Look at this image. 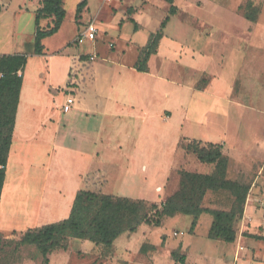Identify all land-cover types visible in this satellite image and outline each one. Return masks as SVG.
I'll return each instance as SVG.
<instances>
[{
    "label": "rangeland",
    "instance_id": "1",
    "mask_svg": "<svg viewBox=\"0 0 264 264\" xmlns=\"http://www.w3.org/2000/svg\"><path fill=\"white\" fill-rule=\"evenodd\" d=\"M81 1L62 0L63 21L54 34L45 37L42 41L44 51H54V67L49 70L46 66H42L41 62L31 61L35 57L31 54L35 24L34 8L38 0H0V54L21 53L28 59L24 68L25 85L20 107V128L16 130L15 140L22 142L23 139H27L28 146L24 149L33 152L28 156L26 153L25 158L20 157L15 154V148L20 143L13 145V153L5 172L7 180L3 204L6 209L3 208L2 220L13 211H8L10 207L8 205L17 197L14 195L13 187L18 173H25L26 163L28 167L31 164L36 166L33 171L37 174L34 179L37 189L33 190L60 187L65 182V178L58 177V166L66 168L72 184L75 182L81 184L85 176L84 170L90 166L88 160L94 148L102 150L107 140L116 141L127 137L140 142L137 149H142L144 153L149 152L137 157L142 159L149 156L148 161L142 162L147 169L133 173L130 169L121 188L118 187L121 182H118V185L114 184L110 172L109 185H104V193L118 191V195L144 198L146 203L161 202L167 194L178 187L179 169H196L201 172L205 170L204 167L209 166L195 161L198 164L196 167L190 162L193 154L186 153L178 147V153H175L174 149L178 134L197 137L203 135L200 133L204 129L209 130L212 136H222L224 133L228 135V138L223 136L224 140H227L232 149L231 153L235 154L236 152L244 154L245 151L241 148L248 144L249 140L253 141V161L249 162L248 157H244L238 163L232 161L228 169L230 179L248 183L251 188L255 182L254 177L258 175L261 167L264 175V0H175L174 4L183 10L178 9L175 15L176 21H173L174 16L171 17V21L163 28L165 36L161 42L160 53L149 63L152 71L176 80L183 77L189 81V84L199 88H207L221 77L222 81H225L226 99L231 103L228 105L222 102L221 108H225L224 115L216 113L213 107H209L211 99L198 98V93H191L185 89V86L182 89L179 85L145 77L141 92L146 96L150 116L142 115L134 118H127L126 115L90 116L88 119L75 114L73 109L69 112L61 111L66 91L70 92V89H64L66 68L70 61L68 52L90 51L94 52L96 62L102 61L103 64H108L104 62V58L114 61H111L112 65H116L115 75L112 77L110 102L114 98V91L124 98L125 91L129 90L132 81L136 80L126 66L123 67L116 61L128 65L135 64L140 47L130 45L128 39L130 38L133 43H141L151 32L157 30L167 13V4L163 0H86V3L78 8ZM247 1H251L255 11L254 21L245 18L244 13L248 11L245 6ZM135 12L138 14L134 16ZM133 16L140 22L142 28L132 35L131 30L139 28L137 23L135 26ZM52 19L53 17L41 19L39 24L43 28L51 26ZM89 21H93L98 28L95 42L86 40L81 44L73 43L77 33ZM182 44L185 45L181 47ZM179 49H185V54H182L180 61H177L176 55L182 53V50L178 51ZM193 49H199L200 53L191 57ZM164 58H167L166 64L162 63L165 61ZM175 93L182 96L184 103L188 104L189 101L196 103H191L192 111L188 115L183 114L182 126L179 125L182 114L174 110L172 120L166 124V128L159 129V121L150 119L151 115L153 117L155 105L168 98L164 95L172 96ZM72 95L75 96V92ZM130 109L128 107V111ZM86 122L87 125L92 126V129L88 128L85 132L86 137L80 138L79 132H82L81 127ZM63 123L72 125V134L68 133L69 135H65L62 139ZM38 124L40 127L29 140L32 127ZM24 133L28 134V137ZM235 135L240 136L245 145L238 148L236 142L231 144L230 141ZM59 139L62 142H57ZM235 139L237 140L238 137ZM111 152L108 154L112 155ZM115 156L120 158L117 154L111 157ZM27 169L31 171L30 168ZM165 176L168 178L162 187ZM156 185L162 188L158 190V187L155 188ZM19 195L21 200V194ZM246 197H249L251 218L247 219V225L242 226L241 220L236 224V236L232 242L221 240L222 245L218 247L224 246V250L216 247L218 243L206 236L205 218L212 219V216L208 212H203L195 219L185 214L164 216L158 226L149 225L151 227L149 233H143L146 228L149 229L146 224L129 239L126 237L129 232L123 233L113 241L114 245L112 243L109 247L95 245L85 240L70 239L69 249L63 251L54 248L45 257L49 259L51 253L52 264H132V262L134 264H178L179 262L225 264L224 259L220 257L223 250L225 258L230 257L234 261L238 258L239 261L252 263L259 261L264 264V183L258 184L253 191L248 190ZM202 204L209 208L228 209L231 198L227 191H221L205 196ZM21 206L22 204L19 207ZM152 213L153 210H150L149 214ZM204 213V217L200 219ZM254 213L259 214L263 220L257 221ZM197 224L200 225L196 234L192 236L193 228ZM22 225L0 228L2 236L0 264H48L36 245L17 242V237H14L13 233L17 234L26 229ZM145 236L147 241H144ZM149 242H156V245L152 247ZM181 243L189 244L187 252L181 250ZM124 244L133 251L125 250L122 255H118L116 247ZM137 245L138 251L135 250ZM180 256L185 257L186 260H180Z\"/></svg>",
    "mask_w": 264,
    "mask_h": 264
},
{
    "label": "trees",
    "instance_id": "2",
    "mask_svg": "<svg viewBox=\"0 0 264 264\" xmlns=\"http://www.w3.org/2000/svg\"><path fill=\"white\" fill-rule=\"evenodd\" d=\"M164 1L169 4L167 14L158 29L149 34L146 44L140 47L138 59L134 64L137 71L148 70L147 61L157 51L163 28L170 17L177 13L178 8L174 0ZM84 3L86 0H82L78 8ZM245 6L248 10L244 13L245 18L254 21L255 11L251 1H247ZM47 17H53L52 24L43 28L39 21ZM63 17L62 0H41L40 7L35 10L34 54L43 52L42 40L59 29ZM134 23L136 26L135 21ZM26 61L27 56L21 53L0 55V195L22 85V70ZM92 80V61L89 60V54L72 55L65 87L83 93L86 84ZM177 147L193 154L198 161L211 164L212 170L209 173H200L179 169L177 189L159 203H146L143 199L103 193L106 182L104 172L95 170L84 177V187L76 191L66 218L38 228H28L17 234L14 232V237H17L19 244L36 245L47 262V253L54 248L64 251L69 249L70 239L86 240L95 245L109 247L118 236L136 231L142 223L158 226L164 216L185 214L195 219L201 213L208 212L212 216L208 238L232 242L236 236V224L243 215L249 185L228 177L232 160L223 153V144L181 138ZM221 191H227L231 198L228 209L209 208L202 204L207 192L216 194ZM150 210H153L152 214H149ZM1 243L0 234V247ZM180 260H183V256H180Z\"/></svg>",
    "mask_w": 264,
    "mask_h": 264
},
{
    "label": "crops",
    "instance_id": "3",
    "mask_svg": "<svg viewBox=\"0 0 264 264\" xmlns=\"http://www.w3.org/2000/svg\"><path fill=\"white\" fill-rule=\"evenodd\" d=\"M40 2H41V0H38V4H36V6L34 8V16H35V10L38 7H40V5H39ZM164 2L167 4V9H168L169 4L166 1H164ZM177 8L180 11L182 9L181 7H177ZM0 11H1V5H0ZM135 14H138V13L135 12L134 16H135ZM175 15H173L175 17V19L173 21H176ZM134 16H133V18L136 21V23L138 24L139 28L134 30V31L131 30L132 35L136 34L142 28V25L140 24V22H138L136 20V18ZM173 16H171V17H173ZM171 17L167 21L165 27L167 26L168 22L171 21ZM97 34H98V28H97ZM97 34H96V38H97ZM164 36H165V33L163 32V35H162L161 39L159 40L156 53L152 54L147 61V66H148L147 71H144V72L143 71H137L134 68V65H128L122 61H116V62H118L119 65H121L123 67L126 66L129 69V71L132 73V77H134V79L136 81L135 82L132 81V83H133L132 87L129 88V90L125 91V94L123 95L124 98L123 97L121 98L122 95L119 96L118 93H116L114 91V98L111 102H110V95L112 93V77H114V75H115L114 72H115V65L116 64L112 65L113 64L112 62H114V61H112V60L109 61L108 59H105V58H104V62H107L108 64H103L102 61L96 62V57H94L92 60L93 80H92V82L86 84L85 91L83 93L75 92L74 103H73L72 107L70 108V110L73 109L75 111V114L77 113L79 116H84V118H86V119L90 118V116L119 117V116L126 115L125 117H127V118H134V116H136V117L140 116L141 117L142 115L143 116H148V115L150 116V114L147 110L148 104L146 102V96L144 93L141 92L143 90V89H141V87H142V82L144 81V79H146L145 77H152V78H155L159 82L172 83L176 86L179 85V87L182 89H183V86H185V89L190 91L191 93L192 92L198 93L197 94V95H199L198 98L202 97V98L211 99L212 102L209 105V107L210 108L213 107L215 109L216 113H221L222 115H224L225 108L224 109L221 108V107H223L222 102H226V104H228V105L231 103L228 99H226L227 97H226V91H225V88H226L225 81H222L221 77L216 79L214 81V83H212L207 88L206 87L199 88L198 86H193V85L189 84V81L188 80L186 81V79H184L183 77H181L179 80H176L173 77H170V76L168 77L167 75H164L162 73L151 70L149 63H150L151 59L154 58L155 55H158L160 53L161 42H162ZM147 39H148V37L146 39H144V41H142L141 43H137V42L133 43V42H131V39L129 38L128 42L130 41V45L132 44L133 46L142 47L146 44ZM184 45L185 44H182L181 47H183ZM44 50H45V48L43 49V52L41 54L32 53L31 55L35 56V57L31 61L32 62H41L42 66H46L47 68H49V70H52L54 67V64H53L54 63V59H53L54 51H48L47 52ZM181 50H182V53L181 54L179 53L176 55L177 59L175 58V60H177V61H180V59L182 58V54H185V49H179L178 51L180 52ZM199 53H200L199 49H193V54H191L190 56L194 57L195 54L197 55ZM10 54H13V53H10ZM85 54H94V52L91 53L90 51H83V52L71 51L70 53L68 52V58H69L68 60H70V57L72 55H85ZM0 55H2V54H0ZM164 60L165 61H163L162 63L166 64L167 58H164ZM27 61H28V59H27ZM69 63H70V61H68V64H67L66 74H67ZM24 68H25V66H24ZM24 68L22 70V85H21V89H20L19 101H18L16 115H15L14 128H13V132H12V140H11L10 149H9L8 157H7L6 170H7V164H8L9 158L11 157V155L13 153L12 152L13 151V145L15 143H17V144L20 143L15 148V151H16L15 154H18L20 157L21 156L24 157L26 155V153H27V156H28V154L29 155L33 154V152L30 151L31 152L30 153L29 151L24 149L26 146H28L27 139H23L22 142H20V141L16 142V140H15L16 139V137H15L16 130L18 127L20 128V112H21L20 107L22 104V99H23L22 97L24 94V85H25ZM65 81H66V79H65ZM64 89H70L71 90V88H67V87H65ZM164 97L165 98L168 97V98L165 99V101H162L161 103L155 105L153 117L151 115L150 119L152 120V118H153V120H155V121L158 120L159 121V123H158L159 129H165L166 124L172 120V114H173L174 110L180 111L182 116H181V119L179 121V125L182 126L183 122H181V121L184 120L183 114L188 115V113H190L192 111V107H191L192 102L189 101L188 104L184 103L182 96L178 95L177 93L173 94L172 96L170 94L164 95ZM162 103H164V104H162ZM193 103H196V102H193ZM128 107L131 108L133 110V112H131V109H130V111H128ZM216 107H219V108H216ZM126 109H127V111H126ZM69 111H67V112H69ZM69 124L63 123V125H62V132H61L62 133V135H61L62 139H63V137H65V135L68 136L69 135L68 133L72 134V125H69ZM43 126H44V124H43ZM39 127H40V124L32 127V130L30 132L29 137H28V134L24 133V135L27 136L28 138H30L29 140H31V138L35 135V133ZM88 128L92 129V126L87 125V122H86L81 127V130H80V131L84 132V134L82 132H79L80 138L86 137L85 132L87 131ZM93 129H96V128H93ZM200 134H203V135L195 137L192 135H183L182 133L180 135L178 134V137H176V141L174 143L175 153H178L177 152V149H178L177 143L181 138L198 139V140H202V141H209V142L223 144V153L225 155H227L232 161H235V163L242 161L244 157H248L249 162L253 161L252 149L254 148V145H253L252 140H249V143L245 145V142H243V140H241L240 136L235 135L233 137L232 141H230L231 144H234L236 142L235 144L237 145L238 148L245 145L243 148H241L245 151L244 154H242L240 152H236V154H235V153H231L232 149L230 148L229 144L227 143V140H224V137H223L224 135H225V138H228V135H226L225 133L222 136L221 135L212 136L210 134L209 130L204 129L201 131ZM27 137H25V138H27ZM72 137H74V136H72ZM235 137H238V139L236 140ZM57 142H62V140L59 139ZM138 144H140L139 141H136L134 139H130L127 137L126 139L116 140V141L107 140L105 143V146H104L105 148L102 150H97V148L95 147L94 150L92 151L90 157H89V160H88V163L90 164V166L86 167V169L84 170L85 176L88 173L93 172L95 170H102L105 174V179H106L105 184L109 185V182H108V179H109L108 176L109 175L108 174H110V172H112V179H113L114 184L118 185V182H121L120 185H118V187L121 188L122 187L121 185H123V182H124V178H126L128 176L130 169H131L132 173L133 172H139V171L142 172V171H145L147 169V167L144 164H142V162L148 161L149 156H147L146 158L144 157L142 159L137 158V157H138V155L148 154L149 152L144 153V151L142 149L141 150L137 149L136 147H138ZM95 146H96V144H95ZM34 148L35 147H33V150H34ZM108 152H111L112 155L117 154L120 156V158H117L116 156L111 157L112 155L111 154L109 155ZM253 152H254V150H253ZM258 153H259V149H258ZM261 153H262V151H261ZM105 155H107L106 158H104ZM195 161H198V160L194 156H192V158H190V162H191V164H193L194 166L196 165V167H197L198 164ZM248 161H247V163H249ZM205 164L209 165V166L204 167L205 170L201 171L200 173H209L212 170L211 164H208V163H205ZM35 167L36 166L32 165V164L28 167V165L26 163L25 173H21V172L18 173V177L16 178V181H15V184L13 187V191H15V193H14L15 196L21 194L22 206L18 207L17 209H14L12 212H10L7 215V218L2 220L1 214H2V211L4 208L3 203L5 201L4 195L6 192L5 186H6V180H7V175H6L7 173H5V179H4V183H3V187H2V191H1V195H0V225H1L0 228H10L13 225H18V224H23L22 227L26 228V229L34 228V227H40V226L48 224V223L60 221V220L66 218L68 216L74 195H75L77 190L84 187V184L83 183L79 184L76 182L72 184V182L69 179V176L66 173V168L63 166H58L57 167L58 168L57 170L59 172V174H57L58 177H64L65 178V182L60 187L53 188V189H51V188L50 189L40 188L39 191L33 190V189H37L35 186V182H34V179L37 175L33 171V169H36ZM27 168H30L31 171L29 172ZM262 169H263V167H261L258 175H256L254 177L255 182H254V184H252L251 188H249L250 191H253L254 188L256 189L258 187V184L262 185V183H264L263 182L264 181V175L262 174ZM47 170H48L47 175H49V173H50L49 169L47 168ZM190 171L199 172V171H196V169H193V170L190 169ZM167 178H168V176L164 177V183H163L162 187L166 184ZM24 179H26V181H24ZM245 184H248V183H245ZM177 186H178V184H177ZM112 187H114L113 184H112ZM162 187H160V185L155 186V188H157L158 190H160ZM176 189L177 188L172 190L170 192V194L173 191H175ZM103 190H104V188L102 189V192H103ZM107 194H112V195L121 196V197H127V196H123V195H118L119 194L118 191H114V192L107 193ZM170 194H167L166 196H168ZM212 194H213L212 192H207L206 196L212 195ZM36 195H38L37 199H35ZM128 198H131V197H128ZM132 199H144V198H132ZM248 199H249V197H246L243 215L241 218L242 226H244L245 224L247 225V219L249 220L251 218L250 217L251 210L249 209ZM32 200H34V201L32 202ZM254 214H255L254 218L257 221L261 222L263 220L259 214H256V213H254ZM204 215H205V213L200 216V219H201V217H204ZM205 219L207 221V232H206V236H207V233H208L209 227L211 225L212 219L209 217H207ZM144 225H146V224L142 223L137 228L136 231L129 233L128 236L125 235L127 237V239L131 238L132 235L134 233H136L138 230L143 229L142 227ZM199 225L200 224H197L193 228L192 236H194L196 234V230L199 227ZM148 227H149V229L146 228V230L143 231L144 234L150 232L149 230L151 229V227L149 225H148ZM26 229H23L21 231H24ZM11 231H13V230H11ZM122 235L123 234H121L120 236H122ZM120 236H118L114 241H116ZM259 237H261V236H259ZM145 240L147 241V236L144 237V241ZM212 240H214L215 243H218V245H216V247H218L219 245H222V244H220L222 242L221 240H219V239H212ZM85 242H86V240H85ZM149 243H151V242H149ZM166 243H167V241H166ZM113 245H114V242H113ZM150 245H152V247H154L156 245V242L151 243ZM180 245H181V250H186V252H187V250L189 248V244L183 245L181 243ZM167 247H169V246H167ZM129 248L130 247L126 246L125 244L122 246H118V247H116V253L118 255L119 254L122 255V253L125 250H130ZM218 248L223 249V250L225 249L224 246H220ZM135 250H137V251L139 250L138 245L135 248ZM223 250L220 254V257H221V259L222 258L224 259L225 264H262L259 261H255L252 263L250 261H245V260L239 261L238 258L236 259V261H234V259L230 258V257L225 258L226 255H224ZM130 251H133V250H130ZM51 255L52 254L50 253L48 256L49 257L48 264H52ZM184 260H186L185 257H183L182 261H184ZM132 264H134V263L132 262Z\"/></svg>",
    "mask_w": 264,
    "mask_h": 264
},
{
    "label": "built area",
    "instance_id": "4",
    "mask_svg": "<svg viewBox=\"0 0 264 264\" xmlns=\"http://www.w3.org/2000/svg\"><path fill=\"white\" fill-rule=\"evenodd\" d=\"M96 34H97V28H96L95 23L93 21H89L86 24H84L82 29L78 32L77 36L73 40V43L81 44L86 40L95 42ZM94 56L95 54H89V60L92 61ZM73 92H75L73 88H71L70 92L66 91L65 100L63 104L61 105V110L63 112L69 111L70 108L72 107L74 103V95H72ZM178 264H181V263L179 262Z\"/></svg>",
    "mask_w": 264,
    "mask_h": 264
},
{
    "label": "bare ground",
    "instance_id": "5",
    "mask_svg": "<svg viewBox=\"0 0 264 264\" xmlns=\"http://www.w3.org/2000/svg\"><path fill=\"white\" fill-rule=\"evenodd\" d=\"M19 197H20V195H17V197H15V198L12 197L13 200H11L12 202L9 203V205H8V206H10V207H8L9 208L8 211L14 210L21 205V200L19 199ZM4 209H6V208L4 207Z\"/></svg>",
    "mask_w": 264,
    "mask_h": 264
}]
</instances>
